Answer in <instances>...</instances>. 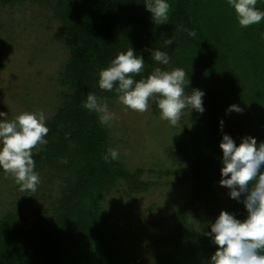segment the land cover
<instances>
[{
  "label": "trees",
  "instance_id": "trees-1",
  "mask_svg": "<svg viewBox=\"0 0 264 264\" xmlns=\"http://www.w3.org/2000/svg\"><path fill=\"white\" fill-rule=\"evenodd\" d=\"M53 1L73 55L64 68L68 91L63 104L47 122V144L34 149L33 158L36 171L58 169L61 195L52 203V225L36 219L27 228L18 215L27 208L32 192H21L18 185L17 213L0 219V264H141L118 245L102 201L117 180L126 181L130 193L146 191L150 182L141 179L140 170L131 171L117 160L105 162L111 148L108 130L96 113L82 107L89 92L108 105L117 100L114 91L99 88V72L131 47L145 59V69L136 80L168 66L151 58V50L159 49L170 55V64L187 72L191 83L186 91L208 93L212 87L218 92L205 94V111L194 114L191 138L197 161L178 174L195 181L191 200L171 216L176 223L171 233L158 237L148 232L151 223L145 226L157 264H207L216 250L206 235L210 228L195 232L189 216L200 202L240 219L247 216L244 204L230 199L229 190L219 184L223 166L219 145L225 133L241 143L247 133L244 123L251 119L264 142V21L242 28L227 0H168L169 21L159 26L144 0ZM256 6L264 11V0H257ZM183 28L194 29L196 36L188 37ZM172 36L175 41L165 46L163 38ZM231 105L242 111H227ZM154 108L158 109L156 103Z\"/></svg>",
  "mask_w": 264,
  "mask_h": 264
},
{
  "label": "rangeland",
  "instance_id": "rangeland-1",
  "mask_svg": "<svg viewBox=\"0 0 264 264\" xmlns=\"http://www.w3.org/2000/svg\"><path fill=\"white\" fill-rule=\"evenodd\" d=\"M55 3L0 1V112L7 113L9 121L22 112L44 111L48 122L63 104V94L68 91L63 73L73 51L56 16ZM159 68L171 71L177 66L171 63ZM208 93L218 95L212 87ZM223 98L225 101L226 96ZM154 103L147 112L139 113L116 100L108 106L117 120L112 127L105 126L110 147L119 150L117 161L131 171L140 170L141 179L150 182L146 191L130 193L128 183L117 180L102 201L103 214L119 238L118 245L141 264H157L145 226L151 223L148 232L158 237L171 233L176 225L171 216L191 200L195 188V181L183 180L178 174L193 168L197 161L191 138L196 111H184L173 127L160 118ZM252 120L244 123V137L254 136L259 144L261 134L254 130ZM37 172L41 182L32 192L27 208L18 215L27 228L36 219L44 226L52 225V203L61 195L58 169L44 167ZM19 200L14 178L0 169V219L17 213ZM222 210L197 203L189 216L194 231L210 228ZM152 222L157 224L153 226Z\"/></svg>",
  "mask_w": 264,
  "mask_h": 264
},
{
  "label": "clouds",
  "instance_id": "clouds-1",
  "mask_svg": "<svg viewBox=\"0 0 264 264\" xmlns=\"http://www.w3.org/2000/svg\"><path fill=\"white\" fill-rule=\"evenodd\" d=\"M227 3L242 28L264 21V11L257 8V0H227ZM144 4L155 25L168 23L171 9L168 0H144ZM183 31L190 38L196 36L194 29L183 28ZM163 41L169 47L175 38H163ZM150 56L164 66L171 62L170 55L159 49L151 50ZM144 69L143 54L131 47L118 53L107 68L100 70L98 86L103 91H114L117 102L135 112L145 113L150 103L155 102L160 118L173 127L178 125L186 109L201 114L205 111V93L200 89L186 91L191 82L184 69L167 71L157 67L146 79L136 80L135 76L141 75ZM82 107L96 113L102 126L112 127L117 120L107 100L91 92ZM227 111L242 110L231 105ZM0 117H3L0 119V169L12 175L21 192H35L41 181L33 150L39 151V146L47 144L48 117L44 111L22 112L11 121L7 120V113L0 112ZM223 124L221 120V129ZM219 146L223 153L219 184L229 190L230 199L244 204L247 216L240 219L227 210L220 212L206 233L216 246L207 264H264V142L258 144L257 138L249 135L237 144L225 133ZM119 156L118 149L109 148L104 160L110 163Z\"/></svg>",
  "mask_w": 264,
  "mask_h": 264
}]
</instances>
